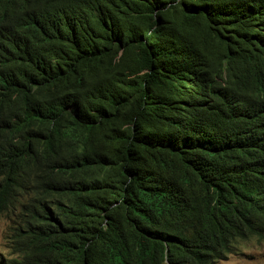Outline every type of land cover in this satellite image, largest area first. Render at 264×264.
I'll use <instances>...</instances> for the list:
<instances>
[{"label":"trees","instance_id":"1","mask_svg":"<svg viewBox=\"0 0 264 264\" xmlns=\"http://www.w3.org/2000/svg\"><path fill=\"white\" fill-rule=\"evenodd\" d=\"M5 214L0 264L263 240L264 0H0Z\"/></svg>","mask_w":264,"mask_h":264},{"label":"rangeland","instance_id":"2","mask_svg":"<svg viewBox=\"0 0 264 264\" xmlns=\"http://www.w3.org/2000/svg\"><path fill=\"white\" fill-rule=\"evenodd\" d=\"M8 222L0 223V254L8 256L6 245ZM217 264H264V241L251 239L243 243L240 249Z\"/></svg>","mask_w":264,"mask_h":264},{"label":"clouds","instance_id":"3","mask_svg":"<svg viewBox=\"0 0 264 264\" xmlns=\"http://www.w3.org/2000/svg\"><path fill=\"white\" fill-rule=\"evenodd\" d=\"M9 214L15 218V216H14L13 214H11V213H9ZM4 219H5L6 222H8V230H7V235H6V245H7V249L9 250V255H10V249H9V247H8V240H7V238H8V235H9V227H10L11 221H10V219H9V218L6 216V214H5V215H3V216L1 217V219H0V223H1V221L4 220ZM252 239H257V240H259V241H264V239L261 240V239H259V238H257V237L252 238ZM250 240H251V239H250ZM248 241H249V240H248ZM245 242H246V241H245ZM243 243H244V242H243ZM243 243H241L240 245H238V246L236 247V249H235L231 254H234L236 251H238V250L240 249V246L243 245ZM231 254L227 255L225 258H222V259H219V260L215 261L213 264H217V263H219V262L225 260V259L228 258V256H230ZM9 255H8V256H5V255L0 254V256H3V257H5V258H6V257H9Z\"/></svg>","mask_w":264,"mask_h":264}]
</instances>
